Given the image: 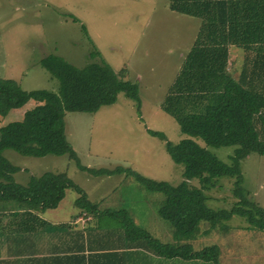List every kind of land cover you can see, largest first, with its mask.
Here are the masks:
<instances>
[{
	"label": "rangeland",
	"instance_id": "rangeland-1",
	"mask_svg": "<svg viewBox=\"0 0 264 264\" xmlns=\"http://www.w3.org/2000/svg\"><path fill=\"white\" fill-rule=\"evenodd\" d=\"M9 1L11 13L3 15L0 11V78L18 80L25 90L57 93L59 82L39 65L41 56L55 54L84 67L100 60L89 55L96 49L114 70L126 69L125 79L137 82L140 99H130L119 92L115 102L96 112H67L65 133L78 161L67 154L32 157L10 149L2 151V156L19 168L12 174L13 180L24 184L31 175L64 172L92 203L126 208L162 242L174 240L171 223L158 214L162 193L148 190L126 170L94 176L79 165L90 169L121 167L155 181L177 184L185 179L184 166L171 159L165 142L174 144L189 137L230 164L229 157L236 146H207L200 137L183 133L177 120L161 107L195 39L200 20L171 11L166 0ZM70 15L78 21H73ZM230 54V71L237 75L245 51L233 46ZM35 104L36 101L30 100L0 116V127L20 120ZM150 131L159 132L164 138ZM239 167L241 195H236L238 185L234 176L216 177L203 190L206 204L216 211L227 212L242 207L251 210L259 220L258 209L264 211V156L250 153L240 160ZM188 183L200 186L197 180ZM76 196L73 189H68L61 202L67 207ZM240 196L246 203H241ZM15 207L14 201H0L3 213ZM187 242L194 251L216 245L218 264H264V228H257L245 215L232 213L213 228L201 222ZM194 264L200 263L194 260Z\"/></svg>",
	"mask_w": 264,
	"mask_h": 264
},
{
	"label": "trees",
	"instance_id": "trees-1",
	"mask_svg": "<svg viewBox=\"0 0 264 264\" xmlns=\"http://www.w3.org/2000/svg\"><path fill=\"white\" fill-rule=\"evenodd\" d=\"M166 1L171 11L198 18L200 25L161 107L177 120L183 133L200 137L207 146H236L229 157L230 164L189 137L174 144L168 140L165 142L171 159L184 166L185 179L177 184L155 181L121 167H79L94 176L126 170L148 190L162 193L164 198L158 214L171 223L176 242L164 243L154 238L133 221L126 209L99 211L64 172L46 171L39 176L31 175L26 184L15 182L12 174L19 168L2 156V151L10 149L32 157L67 154L78 161L65 133L67 112H96L115 102L119 92L130 99L140 100L137 82L125 79L126 69L114 70L96 49L89 55L100 60L84 67H77L55 54L40 59L42 68L57 78V93L45 89L25 90L15 80L0 78V116L30 100L36 101L20 120L0 127V201H14L24 208V215H31V210L56 208L66 191L73 189L77 194L76 207L118 220L119 227L134 237L137 246L185 263L197 260L200 264H218L216 245L194 251L187 242L201 222L213 228L222 219L236 213L247 216L257 228H264L263 210L258 209L259 220L254 218L251 210L238 206L229 212L216 211L207 206L203 192L213 178L234 176L238 185L236 195H241L240 160L250 153L264 156V0ZM70 18L78 21L71 15ZM81 29L86 34L83 24ZM231 45L245 51L237 79L229 69ZM153 134L164 138L159 132ZM189 180H197L200 186H192ZM240 198L242 204L246 203L243 196ZM183 239L186 242H178ZM0 264H9V260L0 259Z\"/></svg>",
	"mask_w": 264,
	"mask_h": 264
},
{
	"label": "crops",
	"instance_id": "crops-1",
	"mask_svg": "<svg viewBox=\"0 0 264 264\" xmlns=\"http://www.w3.org/2000/svg\"><path fill=\"white\" fill-rule=\"evenodd\" d=\"M11 10V1L0 0L3 15L11 13ZM231 47L233 45L229 46L230 67ZM38 63L40 65V60ZM241 68L242 65L237 75L230 71L235 79ZM28 180L22 183L26 184ZM74 200L67 207L60 202L54 209L31 210V215L21 213L24 208L18 204L15 210L0 211V259L9 260V264H194V261L185 263L178 258L162 257L146 247L137 246L134 237L119 227L118 220L107 214L82 210L75 206ZM93 204L99 211L114 209ZM129 215L140 225L130 212ZM115 221L118 225H113ZM175 242L172 238L164 241Z\"/></svg>",
	"mask_w": 264,
	"mask_h": 264
}]
</instances>
